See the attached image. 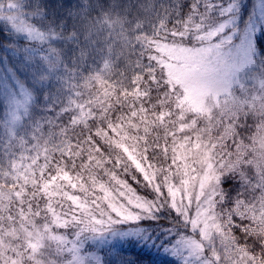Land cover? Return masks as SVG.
<instances>
[{
  "label": "snow or ice",
  "instance_id": "6c2138e0",
  "mask_svg": "<svg viewBox=\"0 0 264 264\" xmlns=\"http://www.w3.org/2000/svg\"><path fill=\"white\" fill-rule=\"evenodd\" d=\"M264 264V0H0V264Z\"/></svg>",
  "mask_w": 264,
  "mask_h": 264
},
{
  "label": "trees",
  "instance_id": "16d2710c",
  "mask_svg": "<svg viewBox=\"0 0 264 264\" xmlns=\"http://www.w3.org/2000/svg\"><path fill=\"white\" fill-rule=\"evenodd\" d=\"M170 258H167V259H165V258H159V264H168V260H169ZM162 260V261H161Z\"/></svg>",
  "mask_w": 264,
  "mask_h": 264
},
{
  "label": "rangeland",
  "instance_id": "374dc122",
  "mask_svg": "<svg viewBox=\"0 0 264 264\" xmlns=\"http://www.w3.org/2000/svg\"><path fill=\"white\" fill-rule=\"evenodd\" d=\"M161 258H163V257H161ZM170 258V257H169ZM171 259V258H170ZM162 261V260H161Z\"/></svg>",
  "mask_w": 264,
  "mask_h": 264
}]
</instances>
